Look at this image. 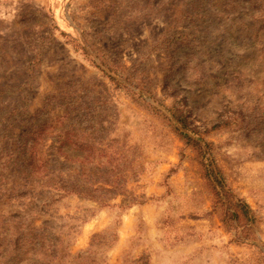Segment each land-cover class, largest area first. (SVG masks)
I'll list each match as a JSON object with an SVG mask.
<instances>
[{"label": "rangeland", "instance_id": "1", "mask_svg": "<svg viewBox=\"0 0 264 264\" xmlns=\"http://www.w3.org/2000/svg\"><path fill=\"white\" fill-rule=\"evenodd\" d=\"M0 264H264V0H0Z\"/></svg>", "mask_w": 264, "mask_h": 264}, {"label": "trees", "instance_id": "2", "mask_svg": "<svg viewBox=\"0 0 264 264\" xmlns=\"http://www.w3.org/2000/svg\"><path fill=\"white\" fill-rule=\"evenodd\" d=\"M85 163H86V160H85ZM83 169L84 167H81L79 169L78 176L76 177L78 178V177L83 176L85 179L88 177L84 182H82L83 184L80 183L77 186H74L73 184H69L67 186L64 185L61 188H58V190L65 192V193H73V194L75 193V194L91 197L94 199H99L100 197H105L106 199L108 197L117 195V193L120 191L119 187L116 186L114 182L112 181L108 182L105 180H102V181L97 180L96 178H93V174H91L90 176L84 174V172H82ZM213 170H216V169H213ZM104 183L107 186H109V188L102 187ZM102 191L105 193L104 194L105 196L102 194H98L99 192H102ZM90 192H92L93 194H91Z\"/></svg>", "mask_w": 264, "mask_h": 264}]
</instances>
